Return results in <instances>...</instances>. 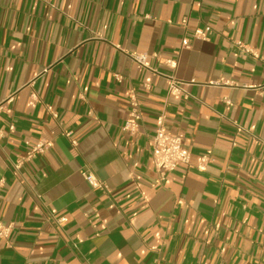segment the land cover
Wrapping results in <instances>:
<instances>
[{
    "label": "crops",
    "instance_id": "0c3cea01",
    "mask_svg": "<svg viewBox=\"0 0 264 264\" xmlns=\"http://www.w3.org/2000/svg\"><path fill=\"white\" fill-rule=\"evenodd\" d=\"M0 220V264H264V0H0Z\"/></svg>",
    "mask_w": 264,
    "mask_h": 264
},
{
    "label": "built area",
    "instance_id": "2783aa9c",
    "mask_svg": "<svg viewBox=\"0 0 264 264\" xmlns=\"http://www.w3.org/2000/svg\"><path fill=\"white\" fill-rule=\"evenodd\" d=\"M193 37L204 40L208 39L206 32L203 30H197ZM182 45L185 48H189L190 40L184 39ZM237 45L244 47L241 42H237ZM147 59V56L142 54L135 57V60L138 63L144 65L147 64ZM147 87L149 88L148 85ZM168 92L169 94L180 92L179 82L174 78H170ZM131 105L133 107L132 116L137 117L139 114V108L135 98H132ZM135 125L136 124L134 123H129L125 126V129H130ZM10 129L13 130L14 127H11ZM45 147H50V143H38L36 146L32 147L25 157H22L15 163V168L20 169L25 162L31 160L38 153L43 152ZM151 157L155 169L160 172L161 175H166V173L176 170L181 165H189L190 163V151L188 147L178 134L171 133L166 129L163 118H159L158 127L151 142ZM207 161L208 156H204L199 169H203V166ZM83 176L93 187L100 189L105 193L109 192L108 186L105 183L100 182L93 173L83 172ZM10 234L11 227L0 220V238L5 239L8 243L7 245H9Z\"/></svg>",
    "mask_w": 264,
    "mask_h": 264
}]
</instances>
